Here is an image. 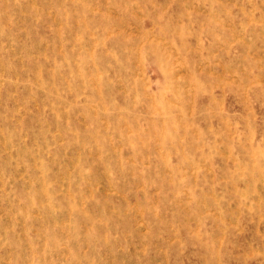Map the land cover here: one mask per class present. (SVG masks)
<instances>
[{"label": "rangeland", "instance_id": "obj_1", "mask_svg": "<svg viewBox=\"0 0 264 264\" xmlns=\"http://www.w3.org/2000/svg\"><path fill=\"white\" fill-rule=\"evenodd\" d=\"M0 264H264V0H0Z\"/></svg>", "mask_w": 264, "mask_h": 264}]
</instances>
